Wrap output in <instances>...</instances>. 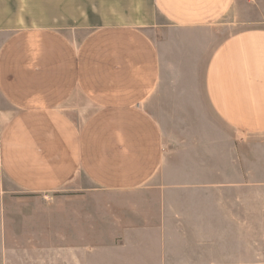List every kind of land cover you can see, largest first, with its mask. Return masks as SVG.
I'll list each match as a JSON object with an SVG mask.
<instances>
[{"label":"crops","instance_id":"1","mask_svg":"<svg viewBox=\"0 0 264 264\" xmlns=\"http://www.w3.org/2000/svg\"><path fill=\"white\" fill-rule=\"evenodd\" d=\"M233 5L0 0V264H264V0Z\"/></svg>","mask_w":264,"mask_h":264},{"label":"rangeland","instance_id":"2","mask_svg":"<svg viewBox=\"0 0 264 264\" xmlns=\"http://www.w3.org/2000/svg\"><path fill=\"white\" fill-rule=\"evenodd\" d=\"M248 2V10L246 13L248 17L245 16V8ZM256 11L254 12V10ZM232 11L227 16L231 19H249V17L258 19V0H234ZM257 12V13H256ZM247 140V171H248V183H256L258 181V156H254V148L258 146V138L248 136ZM258 154V153H257ZM248 197V221L246 225L247 232V253L248 258H251L253 254L258 253V217L255 215L258 214V188H249L247 191ZM238 225V224H237ZM231 230H234L232 227ZM238 230V227L237 229ZM252 254V256L250 255Z\"/></svg>","mask_w":264,"mask_h":264}]
</instances>
